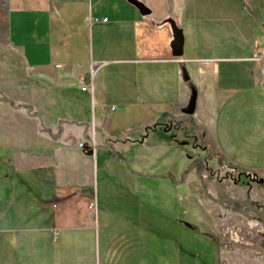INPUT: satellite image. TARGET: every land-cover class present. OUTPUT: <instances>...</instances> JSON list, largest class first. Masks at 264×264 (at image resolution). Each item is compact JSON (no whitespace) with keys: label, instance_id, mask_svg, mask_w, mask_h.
<instances>
[{"label":"crops","instance_id":"obj_1","mask_svg":"<svg viewBox=\"0 0 264 264\" xmlns=\"http://www.w3.org/2000/svg\"><path fill=\"white\" fill-rule=\"evenodd\" d=\"M136 1L150 12L0 0V264H179L174 208L157 202L173 179L216 244L217 200L262 199L264 182L230 174L264 179V0ZM186 132L202 153L178 166Z\"/></svg>","mask_w":264,"mask_h":264},{"label":"rangeland","instance_id":"obj_2","mask_svg":"<svg viewBox=\"0 0 264 264\" xmlns=\"http://www.w3.org/2000/svg\"><path fill=\"white\" fill-rule=\"evenodd\" d=\"M184 115L186 118L190 116L187 113ZM185 117L183 118L185 119ZM173 120L181 121L178 117ZM170 133V135L176 136V140L180 136L182 137L177 130L171 129ZM186 134L185 143L180 142L175 149H171V154L174 151L178 153V166L182 160H189L190 156L202 153V149L198 146L200 143L192 138V134L187 132ZM93 160L95 161V157ZM224 170L226 173L228 168L225 167ZM229 170L231 171V169ZM208 173L205 171L202 175L206 177L209 175ZM240 173L242 172L235 171L230 176L233 175L238 178L242 175L244 178L243 174ZM171 185V193L165 194L167 202L162 199L161 192L158 194L157 202L158 205L163 203L174 208L179 264H222V256L224 264H264V195H261L260 198L262 199L259 200L260 202L263 200L261 203L263 206L259 204V201L251 202L252 206H250L247 199L236 202L228 201L227 203L232 205L231 211L230 208H227L226 203L217 200L218 204L222 206L224 224L218 226L217 230L213 228L220 238L216 244L210 241L205 234H197L196 229L190 226L196 220L185 211L186 202L182 199L177 181L173 179ZM245 185V183L241 184V189L247 190L245 191L246 195L251 196L252 190L246 189ZM210 198L212 201V197Z\"/></svg>","mask_w":264,"mask_h":264},{"label":"water","instance_id":"obj_3","mask_svg":"<svg viewBox=\"0 0 264 264\" xmlns=\"http://www.w3.org/2000/svg\"><path fill=\"white\" fill-rule=\"evenodd\" d=\"M133 3H135L138 7H140L142 9V11H144V13H149V9L147 7H145L141 2H138L136 0H131ZM171 24L172 30H173V35L174 38L171 42V48L173 49V55L175 56H182L184 49H183V45H184V35L182 32V29L178 27L176 21H174L172 18H168V20ZM183 75L184 78L186 79H190L188 72L186 70V68L184 67L183 69ZM192 95L190 97V100L188 102V104L185 106V108L183 109L184 113L187 114H193L195 112L196 106V96H197V91L195 90V88H192ZM86 152L88 154H92L93 151L92 150H86ZM263 179H261L262 181Z\"/></svg>","mask_w":264,"mask_h":264},{"label":"built area","instance_id":"obj_4","mask_svg":"<svg viewBox=\"0 0 264 264\" xmlns=\"http://www.w3.org/2000/svg\"><path fill=\"white\" fill-rule=\"evenodd\" d=\"M106 20V18H105ZM261 57H264V51H262V54H261ZM212 61L213 59H201V63H203L205 66H211L212 65ZM87 87H83V89L85 90ZM78 145L81 147V148H84L85 147V142L84 141H80L78 143ZM88 207L93 211L94 215L97 213V199L95 196L91 197L88 201ZM56 206V205H54ZM99 264V263H98Z\"/></svg>","mask_w":264,"mask_h":264},{"label":"flooded vegetation","instance_id":"obj_5","mask_svg":"<svg viewBox=\"0 0 264 264\" xmlns=\"http://www.w3.org/2000/svg\"><path fill=\"white\" fill-rule=\"evenodd\" d=\"M180 127H181V123L180 122H176V121H174V120H172L169 124H168V126L166 127V129H168V128H170L169 130H171V129H174V130H178V129H180ZM203 176V175H202ZM248 201V200H247ZM248 204H250L249 202H248ZM250 206H252V204H250ZM210 236V235H209Z\"/></svg>","mask_w":264,"mask_h":264},{"label":"trees","instance_id":"obj_6","mask_svg":"<svg viewBox=\"0 0 264 264\" xmlns=\"http://www.w3.org/2000/svg\"><path fill=\"white\" fill-rule=\"evenodd\" d=\"M240 174H245V175H247V176H250L253 180H255V181H261V179H263V178H261V177H259V176H257V175H255V174H252V173H250V172H248V171H244V172H242V173H240ZM261 182H264V179L261 181Z\"/></svg>","mask_w":264,"mask_h":264}]
</instances>
